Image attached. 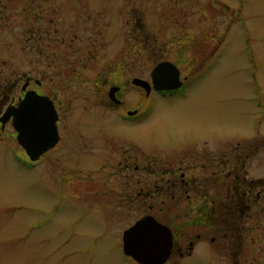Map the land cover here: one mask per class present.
<instances>
[{"label": "rangeland", "instance_id": "rangeland-1", "mask_svg": "<svg viewBox=\"0 0 264 264\" xmlns=\"http://www.w3.org/2000/svg\"><path fill=\"white\" fill-rule=\"evenodd\" d=\"M203 1L0 0V85L12 92L20 77L41 80L39 90L67 97L65 115H83L84 130L92 132L94 117L111 113L99 107L110 81L117 75L149 79L158 62L169 60L185 75L194 74L185 97L154 95L142 121L108 122L105 129L149 148H171L157 153L166 168L179 157L188 161V153L172 148L215 135L263 134L264 0H245L248 23L228 26L213 20L211 9L203 16ZM222 35L226 47L199 69ZM139 95L128 90L130 108L139 105ZM25 159L9 123L0 131V264H139L122 248L123 233L134 221L151 213L186 227V201L168 196L132 205L105 197L77 205L47 179L60 180L61 169L47 163L29 169ZM183 264H210L206 246Z\"/></svg>", "mask_w": 264, "mask_h": 264}, {"label": "flooded vegetation", "instance_id": "flooded-vegetation-1", "mask_svg": "<svg viewBox=\"0 0 264 264\" xmlns=\"http://www.w3.org/2000/svg\"><path fill=\"white\" fill-rule=\"evenodd\" d=\"M201 4V10L205 11L203 16H207V10L211 9L212 19L220 24L248 23L249 17L244 16L245 0H236L235 3L204 0ZM175 5L180 7L179 2ZM137 14L135 21H141V15ZM134 15L131 9L127 20L131 25ZM223 37L208 55L205 53L207 59L199 69L226 47L228 39ZM182 52L179 51L180 56L184 55ZM164 61L169 60L160 62ZM127 63L125 61V72L128 70ZM172 63L181 73L182 85L176 90L155 89L151 74L149 79L115 75L118 79L109 82L107 98L99 105L111 113L96 115L90 122L94 127L92 132L84 130L83 115H65L67 97L60 98L59 92H42L39 90L42 81L32 76L20 77L15 81L12 92L0 85V119L8 107L20 106L28 90H35L54 103L58 114L57 141L38 160L31 161L18 141L19 132L12 121L4 125L0 120V131L4 132L9 123L12 125L14 137L28 160L24 164L29 169L38 168L43 163L61 169L64 174L60 180L49 178L51 175L46 172L49 175L47 179L55 186H61L64 192L61 195L77 205L84 203V199L98 202L105 197L113 202L130 201L132 205H136L135 202L145 204L149 200L162 201L168 196L172 200L188 202L186 227H176L175 221L167 222L151 213H145L130 226L152 215L171 229L173 248L165 264H183L197 253L202 244L206 246L210 264H264V133L258 130L248 137L215 135L192 145L172 148L179 153H188V161L179 157L174 159L176 161L171 168H166L162 166L165 163L163 158L157 153L171 148H149L127 135L104 127L114 121L127 125L142 121L148 112L149 99L154 95L185 97L186 86L194 74L187 76L177 62ZM135 78L148 81L150 90L134 84ZM107 82L103 81L104 90ZM32 83L37 88H33ZM26 84L28 86L24 90ZM18 88L20 94L16 96L14 93ZM129 89L140 91L135 99L139 103L137 107H129L126 97ZM149 151L155 152L154 155ZM85 182L90 184L87 185L88 190ZM91 186L94 188L89 190ZM188 229L191 233L187 232Z\"/></svg>", "mask_w": 264, "mask_h": 264}, {"label": "water", "instance_id": "water-1", "mask_svg": "<svg viewBox=\"0 0 264 264\" xmlns=\"http://www.w3.org/2000/svg\"><path fill=\"white\" fill-rule=\"evenodd\" d=\"M180 75L178 67L169 61L159 63L151 73L157 90L179 89L182 85ZM133 83L148 91L151 87L148 81L140 78L133 79ZM0 120L4 125L12 121L19 132L18 141L32 161L38 160L57 141L58 114L54 103L35 90L26 92L18 108L8 107ZM172 248L171 229L152 215L140 219L123 234L124 253L140 264H165Z\"/></svg>", "mask_w": 264, "mask_h": 264}, {"label": "trees", "instance_id": "trees-1", "mask_svg": "<svg viewBox=\"0 0 264 264\" xmlns=\"http://www.w3.org/2000/svg\"><path fill=\"white\" fill-rule=\"evenodd\" d=\"M33 37H34V40H35V35H33ZM37 40H40L41 41V39H37Z\"/></svg>", "mask_w": 264, "mask_h": 264}]
</instances>
